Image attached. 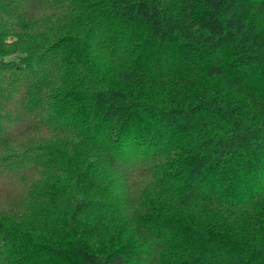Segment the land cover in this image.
<instances>
[{"label": "trees", "instance_id": "obj_1", "mask_svg": "<svg viewBox=\"0 0 264 264\" xmlns=\"http://www.w3.org/2000/svg\"><path fill=\"white\" fill-rule=\"evenodd\" d=\"M0 264H264V0H0Z\"/></svg>", "mask_w": 264, "mask_h": 264}]
</instances>
